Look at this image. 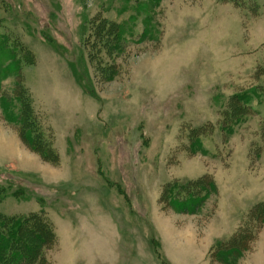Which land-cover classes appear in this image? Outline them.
Returning a JSON list of instances; mask_svg holds the SVG:
<instances>
[{"label":"rangeland","instance_id":"rangeland-1","mask_svg":"<svg viewBox=\"0 0 264 264\" xmlns=\"http://www.w3.org/2000/svg\"><path fill=\"white\" fill-rule=\"evenodd\" d=\"M9 44L0 221L45 238L26 264H264V0H0Z\"/></svg>","mask_w":264,"mask_h":264},{"label":"trees","instance_id":"trees-1","mask_svg":"<svg viewBox=\"0 0 264 264\" xmlns=\"http://www.w3.org/2000/svg\"><path fill=\"white\" fill-rule=\"evenodd\" d=\"M116 36H118L116 34ZM2 40L6 41L7 36H2ZM120 38V36H119ZM119 40V39H118ZM6 43V42H4ZM14 50L11 48L10 44L0 47V83L3 81L10 73L18 72L17 67H12L15 63V58L13 56ZM17 63V62H16ZM1 85V84H0ZM22 97V96H19ZM23 98V97H22ZM253 95L242 96V101L251 103ZM26 99H22L24 107H22L21 118L29 119V114L31 109L25 102ZM27 101V100H26ZM26 137L29 140H33L34 135H32L29 129L25 132ZM188 200L194 199L189 195ZM174 201V200H173ZM177 202V201H176ZM174 201V203H176ZM29 220V219H28ZM30 221V220H29ZM7 223L4 220L0 221V264H26L35 261L38 256V249L40 243H45V238L37 233L35 226L25 225L23 222L19 221H9ZM32 224V222L30 223ZM33 225H36L33 224ZM23 229V230H22ZM17 230V231H16ZM35 233V234H34ZM30 238V239H29ZM246 234H237L230 239L231 246L233 244L237 245L238 248H233L237 251H241L246 245ZM234 242V243H233ZM245 242V243H244Z\"/></svg>","mask_w":264,"mask_h":264}]
</instances>
